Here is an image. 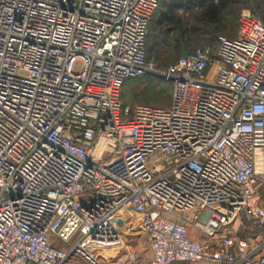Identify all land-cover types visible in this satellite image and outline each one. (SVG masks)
I'll list each match as a JSON object with an SVG mask.
<instances>
[{
	"label": "built area",
	"instance_id": "built-area-1",
	"mask_svg": "<svg viewBox=\"0 0 264 264\" xmlns=\"http://www.w3.org/2000/svg\"><path fill=\"white\" fill-rule=\"evenodd\" d=\"M159 1L0 0V264H117L128 213L150 264H264L228 233L264 227V22L162 72L169 106H130Z\"/></svg>",
	"mask_w": 264,
	"mask_h": 264
},
{
	"label": "trees",
	"instance_id": "trees-1",
	"mask_svg": "<svg viewBox=\"0 0 264 264\" xmlns=\"http://www.w3.org/2000/svg\"><path fill=\"white\" fill-rule=\"evenodd\" d=\"M251 2L256 4L257 14L264 22V0H160L148 26L147 61L153 57L158 67L165 68L161 74L181 58L183 46L191 53L204 46L216 48L220 36L233 39L238 30V16ZM185 13L194 16L186 19ZM255 233L264 235V227H256Z\"/></svg>",
	"mask_w": 264,
	"mask_h": 264
},
{
	"label": "rangeland",
	"instance_id": "rangeland-1",
	"mask_svg": "<svg viewBox=\"0 0 264 264\" xmlns=\"http://www.w3.org/2000/svg\"><path fill=\"white\" fill-rule=\"evenodd\" d=\"M247 11L258 13L256 4L254 2L249 3V5L240 12L238 20L241 15ZM184 16H187L186 19H190L192 14L185 13ZM148 58V62L153 63V69L125 84L122 90V101L124 104L130 106L136 104H150L151 106L167 107L170 103L172 94L171 83L160 74L165 68L158 67L157 61L153 57ZM262 192H264V186L262 187ZM126 220V222L122 220L124 223L123 226L117 224L119 226V244L115 245L116 247L112 250L106 251L105 255L108 258H112L117 264H149V250L151 248L146 235L142 231L134 215L128 213ZM242 220L245 225H250L244 218H242Z\"/></svg>",
	"mask_w": 264,
	"mask_h": 264
},
{
	"label": "crops",
	"instance_id": "crops-1",
	"mask_svg": "<svg viewBox=\"0 0 264 264\" xmlns=\"http://www.w3.org/2000/svg\"><path fill=\"white\" fill-rule=\"evenodd\" d=\"M242 218H244L248 224L250 225H245L243 223ZM256 228V226H254L252 223H250L245 216H241L239 219H237L229 228L228 233H230L232 236L235 237H241L242 235H247V238L251 239V242L253 243V245L255 246H262L261 250L259 251V255H264V235H261L259 233H254V229ZM191 236L193 238H200L202 237V235L200 233H198L196 230L192 229L190 230ZM150 251V259L149 262L152 258V251L151 249ZM150 264V263H149ZM175 264H189L187 262H178ZM234 264H257L255 262H249V263H234Z\"/></svg>",
	"mask_w": 264,
	"mask_h": 264
},
{
	"label": "water",
	"instance_id": "water-1",
	"mask_svg": "<svg viewBox=\"0 0 264 264\" xmlns=\"http://www.w3.org/2000/svg\"><path fill=\"white\" fill-rule=\"evenodd\" d=\"M187 55H188V53H187V51H186V48L183 46L182 48H181V57L182 58H186L187 57ZM117 224L119 225V226H123V221L121 220V219H119L118 221H117Z\"/></svg>",
	"mask_w": 264,
	"mask_h": 264
}]
</instances>
